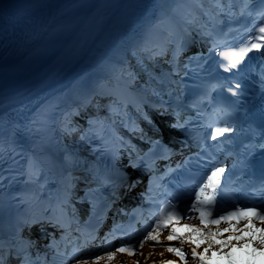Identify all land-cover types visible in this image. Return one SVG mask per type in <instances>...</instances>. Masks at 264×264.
<instances>
[{
  "label": "snow or ice",
  "instance_id": "obj_1",
  "mask_svg": "<svg viewBox=\"0 0 264 264\" xmlns=\"http://www.w3.org/2000/svg\"><path fill=\"white\" fill-rule=\"evenodd\" d=\"M258 32L260 33V35H257L255 37L256 42H252L251 40L245 41L238 51L226 54L227 64L224 65L225 72H229L232 69H235L237 65H239L241 61H243L248 55V53L251 52L253 49L259 50L264 47V44L260 43L262 40H264V26L260 27L258 29ZM228 131H230V129L217 127L211 132V138L215 140L218 136H222L225 132ZM224 173V167H212L210 173L206 175V179H203L201 182H199L198 186L193 185V188L190 190V195L191 191H194V199L191 200V205L189 208L177 211L176 205L171 203L165 206V208H161L159 216L155 218V225L152 227V231L148 232L147 235L144 237V240L140 241V246L143 247L144 241L146 240H156L159 236L160 231L163 230L162 226L165 224L170 225L173 220L179 222L183 219V226L191 229L192 235H194L195 233H202L201 239L206 241V248L204 249V252H208L214 249L213 237L218 236L222 228L216 227L215 229H213L210 226L207 228H203L199 225L192 223L193 220H198L201 225L204 224L206 220L209 225H220L221 221L227 222L229 217L241 216V214L244 212H251L252 223H255L256 220L264 222V205L256 204L244 205L243 207L236 206L235 209L232 211L223 210V214H220L221 210H215L217 212L216 218H212L214 211L213 205L216 201L217 189L221 185L222 175ZM180 212H183L184 215L181 216ZM233 227L234 225L228 223L227 226L223 228V230L229 231V236H234L236 238V240L238 241V244L236 246H241L244 243H252L254 245V249L264 250V224H262L261 236L257 241H253L252 238H242L241 236L237 235V232L231 231ZM235 227L237 228L238 232L251 231V229L240 228L239 225H236ZM166 239L169 241L179 239L181 241V246L179 248L169 247L166 249V251L171 252L176 256H179L181 260H183L185 257V252L182 249L185 241H187L189 244L190 255L192 257V264H205V261L203 259L204 253H197V247H199V245H197L196 247L192 246L195 241L191 238V236L183 238L178 237L175 234L173 226L168 231ZM231 246H233L231 241L225 239L218 247H216L215 250L219 251L220 248ZM119 251H126L129 255L133 254L132 247L119 248L117 249V252ZM114 255H116L115 252H108L106 256L97 257L96 259H110ZM161 255L163 254L161 253ZM0 264H3L2 260H0ZM78 264H88V261H79ZM162 264H175V261L166 260L163 261Z\"/></svg>",
  "mask_w": 264,
  "mask_h": 264
},
{
  "label": "bare ground",
  "instance_id": "obj_2",
  "mask_svg": "<svg viewBox=\"0 0 264 264\" xmlns=\"http://www.w3.org/2000/svg\"><path fill=\"white\" fill-rule=\"evenodd\" d=\"M64 138L65 143L73 149H81V151L84 150L85 145L81 140L77 138L75 140L68 137ZM192 223L203 228H207L209 226L213 229L216 227L222 228L218 236L213 237V250L204 252V249L206 248V241L201 239L202 233H195L192 235L191 229L184 227V221H182L163 228L156 240L144 241L143 247H141V249L134 256L121 254L114 249H111L101 252L95 256H91V258H86L82 261H88V264H162L163 261L172 260L175 261V264H192V257L190 255L189 244L187 241H185L182 249L185 252L183 260H181L179 256L166 251L169 247L179 248L181 246V241L179 239L171 241L166 239L168 231L174 226L175 234L178 237L183 238L191 236V238L195 241L192 246L196 247L199 245V247H197V253H204L203 259L205 264H264V250L254 249V245L252 243H244L241 246H236L238 244L236 238L234 236L230 237L229 231L223 230L228 223H222L218 226H211L205 223L201 225L198 220H193ZM230 224L234 225L231 229L232 232H237V235L242 238H252L253 241H257L261 236V227L264 222L252 223V221H245L243 223L232 222ZM236 225H239V227L243 229H251V231L238 232L235 227ZM225 239L230 240L233 246L220 248L219 251L215 250L216 247H218ZM108 252H115L116 255L112 256L110 259H96L97 257L106 256ZM161 253L163 255H161ZM78 262L74 264H78Z\"/></svg>",
  "mask_w": 264,
  "mask_h": 264
}]
</instances>
